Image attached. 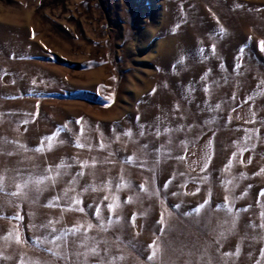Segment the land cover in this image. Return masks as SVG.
Segmentation results:
<instances>
[{
  "label": "rangeland",
  "instance_id": "rangeland-1",
  "mask_svg": "<svg viewBox=\"0 0 264 264\" xmlns=\"http://www.w3.org/2000/svg\"><path fill=\"white\" fill-rule=\"evenodd\" d=\"M262 42L264 0H0V264H264Z\"/></svg>",
  "mask_w": 264,
  "mask_h": 264
},
{
  "label": "snow or ice",
  "instance_id": "snow-or-ice-1",
  "mask_svg": "<svg viewBox=\"0 0 264 264\" xmlns=\"http://www.w3.org/2000/svg\"><path fill=\"white\" fill-rule=\"evenodd\" d=\"M261 46H262V49H264V42H262ZM49 139H51V138H49ZM77 146L79 147V146H82V145H80L79 143H77ZM40 150L41 149H37V151H40ZM73 231H78V229H74ZM154 255H155V253H153V257H154ZM153 257H149V259H152Z\"/></svg>",
  "mask_w": 264,
  "mask_h": 264
}]
</instances>
